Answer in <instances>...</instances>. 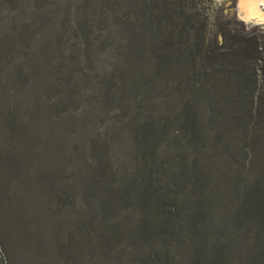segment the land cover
<instances>
[{
	"label": "rangeland",
	"instance_id": "374dc122",
	"mask_svg": "<svg viewBox=\"0 0 264 264\" xmlns=\"http://www.w3.org/2000/svg\"><path fill=\"white\" fill-rule=\"evenodd\" d=\"M236 1L0 0V264H264Z\"/></svg>",
	"mask_w": 264,
	"mask_h": 264
},
{
	"label": "trees",
	"instance_id": "16d2710c",
	"mask_svg": "<svg viewBox=\"0 0 264 264\" xmlns=\"http://www.w3.org/2000/svg\"><path fill=\"white\" fill-rule=\"evenodd\" d=\"M229 34V35H228ZM222 32L224 36V43L220 45L218 48L225 49V52L221 55L223 56V67L227 68V64L230 63L231 59H239L238 65L239 67L250 64L253 65L257 74L255 75V80L253 82L255 85L253 86V90H246L243 95L247 98V110L251 113L254 112L255 114L263 115V105H264V44L260 45L255 39L248 40L247 38L244 39L239 37L235 34H231L228 32ZM213 50L210 49L206 54L204 53L203 58L213 57ZM235 65V66H236ZM237 66V68H238ZM240 72V76L243 77L242 71ZM244 78V77H243ZM258 81H261L259 84ZM259 86V89L255 91L256 87ZM245 110V111H247ZM256 207V206H255ZM261 204H257L256 209H260Z\"/></svg>",
	"mask_w": 264,
	"mask_h": 264
},
{
	"label": "bare ground",
	"instance_id": "6f19581e",
	"mask_svg": "<svg viewBox=\"0 0 264 264\" xmlns=\"http://www.w3.org/2000/svg\"><path fill=\"white\" fill-rule=\"evenodd\" d=\"M235 9L240 20L249 24L264 25V3H261V0H237Z\"/></svg>",
	"mask_w": 264,
	"mask_h": 264
},
{
	"label": "snow or ice",
	"instance_id": "6c2138e0",
	"mask_svg": "<svg viewBox=\"0 0 264 264\" xmlns=\"http://www.w3.org/2000/svg\"><path fill=\"white\" fill-rule=\"evenodd\" d=\"M261 3H264V0H261Z\"/></svg>",
	"mask_w": 264,
	"mask_h": 264
}]
</instances>
